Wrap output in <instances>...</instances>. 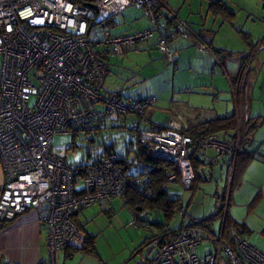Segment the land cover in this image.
<instances>
[{"label": "built area", "instance_id": "2783aa9c", "mask_svg": "<svg viewBox=\"0 0 264 264\" xmlns=\"http://www.w3.org/2000/svg\"><path fill=\"white\" fill-rule=\"evenodd\" d=\"M132 5L144 10L150 27L113 33L108 20ZM160 8L173 14L172 27L161 24ZM155 33L168 63L178 56L173 40L194 35L190 24L163 0H0V161L5 172L0 222L35 210L47 231L52 264L78 238L77 218L84 209L99 204L106 211L130 186L142 187L151 179L125 172L116 162L121 156L112 144L88 152L79 164L70 163L54 150L58 134L98 131L115 114H135L139 124L149 127H136L131 144L138 152L176 166L177 171L167 172L168 185L179 179L190 189L196 179L209 181L211 166L224 157L232 182L237 156L246 148L239 125L231 138L195 137L184 133L176 120L164 126L147 119L155 96L136 99L104 92L110 58L148 42ZM201 46L213 54L206 44ZM209 149L215 155L207 161ZM151 194L148 189L147 195ZM226 211L227 207L202 218L180 207L177 229L151 228L153 236L141 250L142 264H221L222 259L226 264H264V250L239 230L232 228L227 236L223 221L216 231L214 219ZM154 218V211L146 209L134 215V223L150 227ZM205 240L212 249L201 253Z\"/></svg>", "mask_w": 264, "mask_h": 264}, {"label": "rangeland", "instance_id": "374dc122", "mask_svg": "<svg viewBox=\"0 0 264 264\" xmlns=\"http://www.w3.org/2000/svg\"><path fill=\"white\" fill-rule=\"evenodd\" d=\"M210 1L169 0L173 12L177 13L180 20L188 23L190 21L193 26L203 22L204 26L201 25V27L209 33L214 47L234 52V55L227 61V69L234 71L238 67L242 52L249 53L257 48L256 52L260 54L264 46V43L261 44L259 41L264 38V0H221L235 13L233 23L224 21L220 15H214L209 10ZM164 10L169 11L165 8ZM172 15L170 13L171 17ZM115 19L119 23L116 28L118 31L142 30L151 25L144 10L135 5L123 10L115 16ZM245 32L253 40L252 46L244 40L243 33ZM192 36L194 37V35ZM175 39L172 42L174 46ZM156 41L157 34L155 33L150 40L152 49L144 50L145 43L141 42L137 46L135 45L123 60L112 56L111 63L115 64L113 68L117 73L122 67L129 75V88L127 92H123L124 96L136 99L155 96L157 101L147 110L146 117L149 120L150 112L152 113L154 110L156 113L154 121L163 124L176 120L184 127H191L209 118L217 117V115H224L227 111L226 106L232 104L230 85L221 66L216 62V58L207 50L203 51L195 45L188 48L190 49L189 57L194 63L188 61L185 64L180 62L178 65L169 64L166 63L163 54L159 51ZM215 88L219 89L218 99L215 100L217 106L213 105ZM129 115L134 116L133 114ZM117 116L119 115H113V120L108 121L107 125L98 131L56 135L53 139L55 152L70 163L79 164L83 157H87L88 152L95 153L100 146L113 143L114 150L120 156L126 155L130 161L134 160L137 155V147L132 145L131 141L135 131L130 122L123 121L122 115L119 119L116 118ZM143 127L147 128V125L144 124ZM127 148L130 150L129 153ZM214 155L215 152L209 149L207 150L208 159H205L210 161ZM143 169L144 163L141 162L134 164L130 172L137 173ZM248 180H250L249 177ZM221 181L217 178L209 181L196 179L193 183L194 189L186 188L181 182H172L168 185L169 194L171 197H179L184 206L189 204V213L207 218L217 211V195L215 196L214 193L222 192L224 184ZM243 182L242 187L238 190L239 195L234 193L231 204V212L236 213L239 217H244L248 213L244 201L254 191H257L259 185V182L254 179ZM217 186H219L218 189ZM229 187L230 183L228 182L227 188L224 189V193H227L226 199L229 195ZM238 196L242 199L241 202L235 200ZM219 203L221 204V202L217 204ZM112 204L114 208L111 212H105L99 207V204L86 208L81 214L82 225L86 232L96 235V245L105 258L109 259L108 264H141L145 253L142 254L139 251L134 254V251L146 237L153 234V229L145 226L142 222H139L138 225L135 224L133 212L121 198L115 199ZM222 206H227L226 200L223 201ZM154 220L163 221V214L156 212ZM180 221L181 216L177 214L171 226H178ZM220 223L219 218L214 219L215 227L219 228ZM85 231L79 233L83 239ZM254 242L259 245V248L264 249L261 238ZM211 249V243L208 240H205L199 247L201 253ZM74 254H82V252L75 251ZM71 262V258L66 259V264ZM221 264H226L224 259Z\"/></svg>", "mask_w": 264, "mask_h": 264}, {"label": "crops", "instance_id": "0c3cea01", "mask_svg": "<svg viewBox=\"0 0 264 264\" xmlns=\"http://www.w3.org/2000/svg\"><path fill=\"white\" fill-rule=\"evenodd\" d=\"M163 1L168 6V8L172 10L169 0H163ZM211 1H214V0H211ZM209 6H210V3H209ZM160 9L164 13V16L160 20L161 24L164 27H172L173 22H171L172 17L170 16L169 11L166 12L164 8H160ZM209 10H210V7H209ZM189 23L196 31H200L203 34H205L206 40L211 41L213 45L212 38H209V33L206 31V29L201 27V25L204 26L203 22H201V24L196 25L200 27L193 26L192 22L190 21ZM107 24L113 33L121 34V33L129 32V31H118L116 29L119 26V23L115 19V17L108 20ZM133 30H141V29H133ZM154 35L155 34H153L152 38L154 37ZM178 38L176 37L175 39V46L172 43L173 47L178 51V56L173 63H169V64L178 65L179 62L182 64L183 63L185 64L188 61H191V63H194V61L191 60L189 57L188 52L190 49L188 48L196 45L201 50H203L201 46L203 43L202 42L200 43V41L195 35L194 37L190 36L189 38H186L185 40L183 39L181 40V38L179 39ZM150 40L148 42H144L145 43L144 50L152 49V44H151L152 42H150ZM220 49H223V48H220ZM131 50H133V48L130 49L129 51ZM256 51H257V48L254 51H250L253 56L251 57V60L248 62L245 68L246 76L244 77L243 82H242L243 87H244V92L240 95V97L236 93V91L233 89L231 82H230V78L239 73L241 66H242L243 56L246 55L248 52L247 53L242 52L240 54L239 64L236 70L231 71L227 69V61L229 60V58L224 63V68L221 67L230 85L229 92L231 94L230 101L232 102V104L230 106H226L227 111L224 115H217V117H222L225 115H230V114L235 113L237 115V120L239 121L241 119L237 124V128H238V125L241 126V124L243 123V119L245 115H248V117H260L261 118V123L255 129L252 135L251 142L245 145L247 151L252 153V158L243 168V171L241 172V175L239 176L238 180H236V184L233 187V189L228 190V194L231 191L230 195H228V198H227L228 202L230 201V203L229 205L226 204L227 206H225L227 207V214L233 221H236L239 223H245L246 227L248 228V232H245L244 235L250 240V242L253 245L259 248V245L255 243L254 241L257 240L258 238L259 239L261 238L262 245L264 247V234L262 233L264 229V46L261 49L260 54H258ZM258 52H259V49H258ZM127 53L123 54L122 56H116V57L122 58L123 60V58L126 57ZM111 58H110V63L112 62ZM166 63L168 62L166 61ZM113 65L115 64L111 63V70L109 71L106 77L104 92L107 94L117 93V94L122 95L124 98H128L129 96L125 97L123 92L128 91L129 75L127 71L124 70L120 66H119L120 69L118 68L119 71L117 73L116 69L113 68ZM214 90H215L214 92L216 93H214L213 95L214 97L213 105L217 106L215 103V100L218 99L219 89L215 88ZM155 114L156 113L154 110L152 113L150 112V118H149L150 122L158 123L164 126H166L169 123V121L164 124L159 121H154ZM133 115L134 116H130L129 114L124 115V116L122 115L123 121H125L126 123L130 122V124H132L133 130H135V128L138 126H140L141 128H146V127H143L144 124L147 125V128L149 127L148 123L139 124L138 116L135 114ZM120 117L121 116H117L116 118L119 119ZM209 119H213V118H209ZM180 127L182 128V130L191 128V127H184L181 124H180ZM236 130L234 132H236ZM218 135H220L221 137H224L223 134L222 135L218 134ZM111 144L114 147V144L113 143ZM107 145H110V144H105L102 146H107ZM209 155L211 156L212 154H209ZM195 165L197 167V165H199V162L197 161ZM211 167H212L213 178L222 180L221 182H223L224 184L221 193L217 194L218 191L214 193L215 196L217 195V203L221 202V204L216 203L217 211L215 214L218 215L219 208L222 207L223 201H225L227 197V193H224V189H226L228 185V174H229L228 167L226 164V158L224 157V159H222L219 163L212 165ZM248 177L250 178V180L254 179L257 182H259V185H258L257 191H254V193L250 195V197L244 201L245 202L244 205L246 206L248 213L244 217H239L236 213L231 212V204L234 199L233 195L235 192L237 193V195H239L238 190L242 187L244 183L243 181H250L248 180ZM175 183L177 182L175 181ZM4 184H5V172L3 170V167L0 161V194L4 187ZM218 188L219 186H217V189ZM115 199H119V197L114 198L112 202ZM121 199L124 201L123 198ZM235 200L241 202L242 199L240 198V196H238V198ZM112 202H111L109 209L106 210L105 212H111L113 210L114 207H113ZM188 206L189 204H186L187 209H188ZM84 211L85 209L78 215V218H77L80 224H82L81 214ZM217 217L221 220V223L219 226L221 227L222 222L225 221L224 213H223V217L222 215L217 216ZM216 229H217L216 231H218L219 228L216 227ZM76 240L72 247L81 246L83 242V237L78 236ZM96 246H97L98 255L84 254V253L74 254L75 251L73 249H69L67 251L60 252L57 254L55 264H66V259L68 258L72 259V262L70 264H108L109 259H106L105 255L100 251L98 245ZM261 250H264V249H261ZM60 255L61 257L59 258ZM0 264H52L50 253H49V248L47 244V231L45 227L40 224L38 213L35 210L27 211L23 214H20L15 220L10 221V222H5L4 226L0 229Z\"/></svg>", "mask_w": 264, "mask_h": 264}, {"label": "trees", "instance_id": "16d2710c", "mask_svg": "<svg viewBox=\"0 0 264 264\" xmlns=\"http://www.w3.org/2000/svg\"><path fill=\"white\" fill-rule=\"evenodd\" d=\"M210 10L215 15H220L223 17L224 20L233 23L235 19V13L228 8V6L223 3L221 0H214L210 2ZM173 18L171 22H173ZM190 24V23H189ZM191 26V25H190ZM191 29L193 34L198 38L200 43L206 44L212 51L213 55L215 56L217 62L220 64L222 68H224V63L226 60L234 55L233 51H228L226 49L216 48L212 45L211 41L206 40L205 34L200 31H196L192 26ZM244 40L249 44L253 45V41L250 38L248 33H243ZM260 43H264V38L259 40ZM253 55L251 52L247 53L243 56L242 66L239 73L230 78L231 85L236 93L240 95L244 92L243 87V79L246 76L245 68L248 62L251 60ZM261 123L260 117H249L248 120H243V123L240 126V140L241 144L245 146L246 144L250 143L252 140V135L255 129ZM237 115L230 114L225 115L222 117H216L213 119H208L206 121L199 122L198 124L194 125L191 128L183 130L184 133L190 134L191 136L201 137L206 136L209 134H223L224 138H231L235 136L234 132L237 129ZM128 149V148H127ZM128 149V153H129ZM138 152V151H137ZM136 152V156L134 160L130 161L126 155L121 156L117 159V163L120 164L125 172L131 171L130 169L134 164H138L143 162L144 169L140 170L137 173H133L134 175H142L147 174L149 179L146 184L142 187L140 186H130L124 194V202L125 205L128 206L134 215H136L139 211H143L146 209H152L155 213L160 212L163 214L164 220L163 221H155L154 219L150 222V227L158 229V231H165L167 228L171 230L177 229V227H172L171 223L173 219L177 215V211L180 207L184 206L181 199L179 197H171L169 194V187H168V171H177L176 166L173 163H169L162 160H155L150 156L143 154L142 152ZM252 158V153L245 150L238 154L235 169L233 173V178L231 185L229 187L230 190L236 184V180H238L243 168ZM194 162L197 163L198 159L194 158ZM131 173V172H130ZM179 179L176 180L178 182ZM194 184L190 187V189H194ZM152 190L151 195H147V190ZM231 192V191H230ZM229 192V195H230ZM228 199H226L227 201ZM230 201L227 203L229 205ZM225 206L219 208V212L221 213L225 210ZM224 230L226 235L228 236L230 230L232 228H236L240 231V233L244 234L248 232V228L246 227L245 223H239L233 221L227 211L224 214ZM78 220V219H77ZM4 223L0 222V229L4 226ZM80 231H85L84 225L79 223ZM264 234V229L262 231ZM153 235L147 237L134 251V254L141 251L143 246L146 244L147 240L151 238ZM73 246V245H72ZM70 247L69 249H73L74 251H80L84 254H92L98 255L97 246H96V235H92L85 231L84 239L81 246L78 247ZM68 249V250H69Z\"/></svg>", "mask_w": 264, "mask_h": 264}]
</instances>
